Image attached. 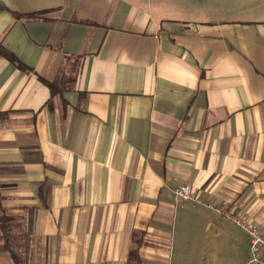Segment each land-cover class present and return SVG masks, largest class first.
Instances as JSON below:
<instances>
[{"label":"crops","instance_id":"obj_1","mask_svg":"<svg viewBox=\"0 0 264 264\" xmlns=\"http://www.w3.org/2000/svg\"><path fill=\"white\" fill-rule=\"evenodd\" d=\"M0 4L40 14L0 11L27 68L0 56V207L32 218L26 264H168L202 210L248 264L206 204L264 231V0Z\"/></svg>","mask_w":264,"mask_h":264},{"label":"rangeland","instance_id":"obj_2","mask_svg":"<svg viewBox=\"0 0 264 264\" xmlns=\"http://www.w3.org/2000/svg\"><path fill=\"white\" fill-rule=\"evenodd\" d=\"M212 216V218H211ZM197 219L180 222L173 239L168 264H244L249 257L248 238L232 224L224 222V235L216 236V227L206 232L205 222L215 216L206 210L197 213Z\"/></svg>","mask_w":264,"mask_h":264},{"label":"trees","instance_id":"obj_3","mask_svg":"<svg viewBox=\"0 0 264 264\" xmlns=\"http://www.w3.org/2000/svg\"><path fill=\"white\" fill-rule=\"evenodd\" d=\"M0 11H8L15 20L23 18H38L39 13L22 15L14 11H10L4 5L0 4ZM0 56L6 59L16 69L20 71L27 70L26 66L12 53L6 50L0 42ZM53 92V85L51 83L43 81ZM32 218L29 216L25 231L21 229V226L14 224V218L9 215L5 209L0 207V254L6 253L12 264H26L28 258V248L31 235ZM19 230L21 234H16L14 230ZM140 241L137 243V249L139 248ZM137 249L129 254L128 260L138 262Z\"/></svg>","mask_w":264,"mask_h":264},{"label":"built area","instance_id":"obj_4","mask_svg":"<svg viewBox=\"0 0 264 264\" xmlns=\"http://www.w3.org/2000/svg\"><path fill=\"white\" fill-rule=\"evenodd\" d=\"M175 195L184 200H193V191L188 186H180L174 190ZM199 202V200H197ZM217 214L231 221L236 227L246 232L250 238L251 259L248 264H264V231L252 225L240 214L223 207H214L206 204Z\"/></svg>","mask_w":264,"mask_h":264}]
</instances>
